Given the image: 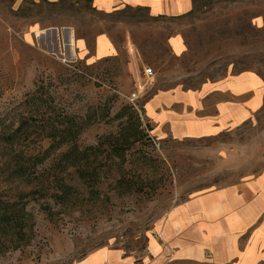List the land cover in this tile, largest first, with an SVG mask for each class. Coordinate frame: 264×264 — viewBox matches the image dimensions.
Masks as SVG:
<instances>
[{
	"label": "rangeland",
	"instance_id": "1",
	"mask_svg": "<svg viewBox=\"0 0 264 264\" xmlns=\"http://www.w3.org/2000/svg\"><path fill=\"white\" fill-rule=\"evenodd\" d=\"M105 1L0 0V137L24 117L41 119L46 105L36 110L26 95L42 86L45 103L82 123L71 156L84 171L104 161L92 187L86 175L69 180L87 200L101 198L73 215L59 214L54 224L44 209L51 200L20 194L41 184L27 174L16 178L22 169L15 160L19 152L2 161L0 138V264H194L158 253L164 243L161 227L174 207L231 187L244 195L254 189L258 209L264 208V0H195L186 18L151 17L146 6L125 2L108 9ZM100 34L110 37L115 52L97 59ZM172 35L185 41L181 56L167 42ZM146 67L152 75H145ZM243 75L261 81V106L216 135L165 134L167 128L146 113L156 93L199 90L205 83ZM138 130L139 141L129 143ZM50 144L40 134L26 154ZM67 149L66 144L50 148L37 168L49 166ZM119 157L143 190L119 182L123 170L114 164ZM62 169L66 175L73 168ZM11 218L24 222L21 231L5 224ZM257 246V264H264V233Z\"/></svg>",
	"mask_w": 264,
	"mask_h": 264
},
{
	"label": "crops",
	"instance_id": "2",
	"mask_svg": "<svg viewBox=\"0 0 264 264\" xmlns=\"http://www.w3.org/2000/svg\"><path fill=\"white\" fill-rule=\"evenodd\" d=\"M194 1L106 0L105 4L108 9L124 2L146 6L151 17L176 18L193 10ZM167 42L175 56L184 53L182 36L172 35ZM114 52L110 37L100 34L93 58L107 57ZM261 89L257 77H228L216 83H205L199 90L173 89L156 93L146 103L145 110L155 123L167 128L165 134L175 137L216 135L239 125L261 106ZM218 94L224 97L216 98ZM243 96H247V100H242ZM238 190L230 187L208 192L174 207L161 227L164 243L158 253L194 264H257V241L264 233V208L258 209L259 198L254 189L245 195ZM233 222H237L238 227L231 226ZM246 234V242L241 243ZM156 259L159 260L160 255Z\"/></svg>",
	"mask_w": 264,
	"mask_h": 264
},
{
	"label": "trees",
	"instance_id": "3",
	"mask_svg": "<svg viewBox=\"0 0 264 264\" xmlns=\"http://www.w3.org/2000/svg\"><path fill=\"white\" fill-rule=\"evenodd\" d=\"M191 14L192 10L178 18H186ZM44 94V88L39 86L34 92L28 93L26 95L27 100L33 101V103L36 105V110H38L44 104L46 105V109L44 114H42L41 119H37V117L34 119L24 117L18 122V126L15 129L0 137L2 143L5 144V151L2 154V161L7 160L6 156L8 154H10L13 158V156L19 152V157L15 160L19 165H22V169H19V173L16 178H21L24 174H27L33 180H37L41 184V186L35 185L26 193L20 194H27L32 195L33 197L51 200V203L46 201V204L49 205L44 207L45 213L49 221L53 222L54 224H59V214L73 215V212L76 209H79V207L84 203L95 204L97 199L101 198L99 195L96 198L91 197L87 200V197L82 196L81 191L76 186L69 183V180L72 179L74 174H81L88 176L90 181L94 179V183L96 184L98 176L97 172L100 170V165L103 164L104 161L101 159L91 170L84 171V164H81L77 160V157L71 156L72 153L77 152L78 146L76 139L82 128V123L77 120L75 115L63 113L58 105H50L45 103L46 100L44 99ZM124 107L129 108V106ZM133 112L135 111H132V113ZM55 124H61V127H56ZM38 125H40V131L35 132ZM43 133H45L46 136L51 140L49 148L42 149V146L38 152L35 153V155H27V147H29L31 143H36L39 135ZM140 136L141 131H136L134 139L129 143L134 144L135 142L139 141ZM65 144L68 145V149L65 153H59L62 155L54 157L52 163L49 166L42 169L37 168V164L42 163L49 155L48 152L50 148H55L56 151ZM21 146H24V148L21 149ZM123 147L124 145H120L118 147L120 152L123 150ZM114 164L123 170V174L120 176L119 182L123 179V181L135 191L143 190V184L135 183L134 179L127 175L128 170L123 167V162H120V157L119 162L115 161ZM66 165H71L73 169L66 175H63L62 168ZM57 169L58 172H52L53 170ZM84 172H86V174H84ZM25 181L32 183V180ZM92 183L93 181L89 183V186H91ZM8 203L11 205L15 204V202L10 201H8ZM8 220L9 223L5 224L16 230L20 229L21 231L25 225L23 221H19L17 219L11 218ZM22 235H24V233H22ZM143 239L148 241V238L145 235L143 236ZM24 240H26V238ZM127 247L129 248L130 246ZM141 249L146 250L147 244L146 247H141L139 250ZM123 250L127 251L126 249Z\"/></svg>",
	"mask_w": 264,
	"mask_h": 264
},
{
	"label": "built area",
	"instance_id": "4",
	"mask_svg": "<svg viewBox=\"0 0 264 264\" xmlns=\"http://www.w3.org/2000/svg\"><path fill=\"white\" fill-rule=\"evenodd\" d=\"M145 75L150 76L153 74V70L151 67H146L144 70Z\"/></svg>",
	"mask_w": 264,
	"mask_h": 264
},
{
	"label": "bare ground",
	"instance_id": "5",
	"mask_svg": "<svg viewBox=\"0 0 264 264\" xmlns=\"http://www.w3.org/2000/svg\"><path fill=\"white\" fill-rule=\"evenodd\" d=\"M71 41H72V44H74V39H71Z\"/></svg>",
	"mask_w": 264,
	"mask_h": 264
}]
</instances>
